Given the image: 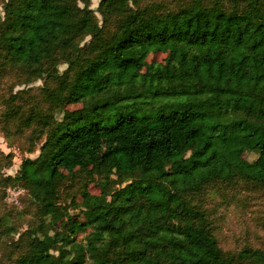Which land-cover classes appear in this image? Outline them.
<instances>
[{"label": "trees", "instance_id": "obj_1", "mask_svg": "<svg viewBox=\"0 0 264 264\" xmlns=\"http://www.w3.org/2000/svg\"><path fill=\"white\" fill-rule=\"evenodd\" d=\"M77 1L3 4L4 61L28 70L48 63L56 73L66 63L52 98L80 104L58 121L27 118L41 122L44 139L16 179L39 220L15 264H264L262 249L224 256L193 202L213 182L264 189V0H232L229 9L193 0L168 12L100 0L102 25L90 0ZM148 53L165 57L148 62ZM88 165L104 175L100 192L84 188L85 222L58 229L68 215L58 205L62 168Z\"/></svg>", "mask_w": 264, "mask_h": 264}, {"label": "rangeland", "instance_id": "obj_2", "mask_svg": "<svg viewBox=\"0 0 264 264\" xmlns=\"http://www.w3.org/2000/svg\"><path fill=\"white\" fill-rule=\"evenodd\" d=\"M0 0V20L4 17ZM100 0H90V9L99 24L102 16L97 11ZM193 0H140V8L158 12L174 11ZM205 5L217 1L230 8L232 0H201ZM83 7L81 0L77 1ZM121 16L113 15L107 19L103 33L109 34ZM89 36L80 41V46L89 41ZM165 54L148 53V62H162ZM52 65L43 64L33 70L12 66L0 55V264H15L18 256L25 250L23 236L27 229L35 227L39 220L38 208L29 197L24 186L17 181L21 162L25 158H35L39 154L44 136L39 135L41 122L27 120L31 115L39 114L58 121L63 110H71L80 104H64L53 100V90L58 89L60 74L68 65L59 63L56 72ZM49 68V69H47ZM246 159L253 160L255 155L248 153ZM91 172L74 170L59 183L60 199L58 205L67 210L68 215L56 223V228L72 226L85 222L81 202L84 188L92 194L100 192L104 175L96 173V168L88 165ZM206 213L210 229L224 256L237 254L244 247L264 250V189L256 184L237 179L230 183L213 182L205 186L193 197ZM11 226V232L5 227ZM86 232H80V240Z\"/></svg>", "mask_w": 264, "mask_h": 264}]
</instances>
